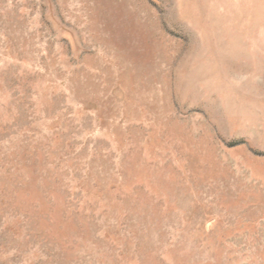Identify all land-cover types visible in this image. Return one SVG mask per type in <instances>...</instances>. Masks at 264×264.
<instances>
[{
  "label": "rangeland",
  "instance_id": "obj_1",
  "mask_svg": "<svg viewBox=\"0 0 264 264\" xmlns=\"http://www.w3.org/2000/svg\"><path fill=\"white\" fill-rule=\"evenodd\" d=\"M0 264H264V0H0Z\"/></svg>",
  "mask_w": 264,
  "mask_h": 264
}]
</instances>
